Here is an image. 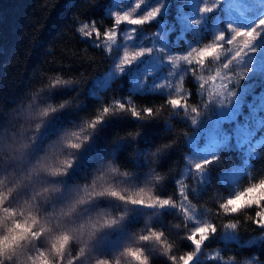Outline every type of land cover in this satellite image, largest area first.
<instances>
[{
	"label": "trees",
	"instance_id": "1",
	"mask_svg": "<svg viewBox=\"0 0 264 264\" xmlns=\"http://www.w3.org/2000/svg\"><path fill=\"white\" fill-rule=\"evenodd\" d=\"M125 12L145 22L113 27ZM262 17L264 0H0V180L12 189L4 203L16 209L14 219L34 216L38 232L19 239L0 264H33L43 251L53 264H138L129 248L142 249L148 264H174L185 253H194L186 264H264V226L249 218L256 207H221L256 182L252 198L264 197ZM85 25L101 36L83 35ZM252 29L248 45L242 31ZM107 30L131 37L126 70L105 78L122 54L103 38ZM53 107L34 129L36 109ZM209 125L211 139L199 133L192 146L189 138ZM82 129L88 138L79 149L58 144ZM53 145L48 163L71 159V166L56 176L33 173ZM140 189L145 199L151 193L173 203L104 194L68 212L93 192L136 198ZM12 219L0 220V234ZM202 226L196 245L189 236ZM63 231L72 239L57 260L51 240ZM151 232L170 247L141 239Z\"/></svg>",
	"mask_w": 264,
	"mask_h": 264
},
{
	"label": "snow or ice",
	"instance_id": "2",
	"mask_svg": "<svg viewBox=\"0 0 264 264\" xmlns=\"http://www.w3.org/2000/svg\"><path fill=\"white\" fill-rule=\"evenodd\" d=\"M208 10V9H204ZM153 13L149 12L148 16L151 17ZM122 21H128L132 24H142L145 22L144 18H133L131 17L127 12L115 14L114 19V25L117 23H120ZM258 25H264V17H262L259 21H257ZM83 35L85 36H91L95 34L96 36H101V33L98 29L92 28L91 31L88 30V25H85L83 29H81ZM242 35L248 36L249 39L245 42L248 45L251 43V41L256 36V31L252 29L249 30H243ZM103 38L111 40L114 38V31L107 30L103 33ZM139 54V53H137ZM129 57L126 55L125 59L127 60ZM58 83H64V81H58ZM118 107H123L122 105H118ZM49 111L48 108L44 109V112L47 113ZM109 111L108 108H104L103 112ZM148 109H145V112H148ZM133 114H138L135 109H133ZM102 116L96 117L94 120L86 124L87 128H92L95 126L96 122H98ZM83 131H73L69 135L73 137L74 139H67L65 141V144L68 148L71 149H79L81 147V143L83 140H86L87 136H82L81 132ZM75 141H81V142H75ZM72 160H61L59 161V164H48L46 171L50 173L52 176H56L59 174H62L64 171H66V168L71 166ZM194 167L196 169H200L202 165L199 163L195 164ZM110 171L115 172V168H109ZM159 179V177H157ZM257 191V182L253 183L249 186H247L242 191L238 192L235 197L228 199L225 201L221 207L228 212H236L239 211L241 208L248 207V206H255L256 211L253 215H251L249 218L252 219L257 225L264 226V222L261 221V218L264 217V197L257 196L256 198H252L250 194L255 193ZM145 190L140 189L138 196L136 198H133L131 196H125L122 195L120 192L111 190V191H104L100 193H90L87 197L81 196L77 201H75L72 206L68 209V212L75 209L76 204L84 203L86 200H88L92 196L96 195H104L108 194L114 197H118L122 200H129L132 203H138V204H148V205H168L172 204L173 201L170 199H161L158 198L151 193L147 194V198H144ZM8 199V195L5 194V192H0V220H2L4 217H12L11 223H9L2 234H0V255H7L10 250L12 249V246L21 238H23L25 235H32L37 236L38 232L33 231V226L37 223V220L34 216L27 215V217L24 220H16L14 217L16 216V209H11L5 206V201ZM84 225L81 224L78 229H72L71 231H81L83 229ZM209 229H211V225L207 226ZM205 226L198 227L194 230V232L189 236V239H192L195 241L196 245H199L203 237L196 238L197 234H200L204 232ZM163 234L160 232H151L149 235L141 237V239H154L157 241H160L162 243V247L165 249H168L170 246L167 245L166 242L162 240ZM72 236L69 234V231H63L60 232L58 235L54 236L51 240V250L54 251L56 254L57 260L61 259L63 256V253L69 246V242L71 241ZM126 254L132 257L134 260L138 261V264H148V259L146 256L143 255V250L139 248H129L126 249ZM194 255V253H185L180 255L179 257L173 256L172 259L174 261V264H186V262L191 260V257ZM75 261V259L73 260ZM33 264H53L51 258L49 257L47 251L38 252L33 257ZM96 264H109L106 260H98ZM118 264V262H117Z\"/></svg>",
	"mask_w": 264,
	"mask_h": 264
},
{
	"label": "rangeland",
	"instance_id": "3",
	"mask_svg": "<svg viewBox=\"0 0 264 264\" xmlns=\"http://www.w3.org/2000/svg\"><path fill=\"white\" fill-rule=\"evenodd\" d=\"M120 35H122V37H117V34L114 33V38L109 40L111 44H113L116 48L119 47V53H122L120 57H116L111 66L109 67L108 71L106 72L105 74V78H107L108 76L109 77H112L114 75H116L117 73L121 72L122 70H126L125 68V64H124V58H123V55H124V52H125V49H126V42L127 40L131 37L129 34H127V32L125 31H120L118 32ZM155 48H159L157 45H155ZM153 57V56H152ZM155 61L156 60V56H155ZM154 60L153 59H150V63H153ZM159 62V61H158ZM157 62V63H158ZM154 64V63H153ZM108 74V75H107ZM209 88L211 89V82H209ZM218 90V93L221 94L223 90L221 89H217ZM210 128L208 129H204L202 130L201 132L200 131H196L195 134H193L190 138H189V143L194 146L196 144V142L198 141L199 139V133H201V136H208L210 139H211V133L213 132V128H211V125H209ZM217 129V128H216ZM254 193L250 194V196H252ZM190 209V208H189ZM190 216V219H197L198 217V214L193 212L191 214H189Z\"/></svg>",
	"mask_w": 264,
	"mask_h": 264
},
{
	"label": "clouds",
	"instance_id": "4",
	"mask_svg": "<svg viewBox=\"0 0 264 264\" xmlns=\"http://www.w3.org/2000/svg\"><path fill=\"white\" fill-rule=\"evenodd\" d=\"M68 101H64L63 103H61L59 105V107H64L65 104H67ZM56 111V107H53V108H50L49 111H47V113L44 112V110H40L39 108L36 109V111L33 113V117L35 118L36 120V123H34L32 125V127L34 129H39L41 127V124H42V119H38V118H44V117H47L50 113L52 112H55ZM66 135L61 137V139L59 140L58 144L59 145H63V146H66L65 144V139ZM24 147H27V143L24 144ZM57 146L53 145V146H50L49 148V151L47 153H45L43 156L40 157V159H38L35 163H33L31 165V171L33 173H42V172H45V173H48L46 171V168L48 166V161H49V157L51 156H54L55 152L57 151ZM50 174V173H49ZM3 181L0 180V192H5L7 191L9 194L12 192V189L11 188H4L3 187ZM54 189L50 186V187H47V188H44L42 189L43 192H50V191H53Z\"/></svg>",
	"mask_w": 264,
	"mask_h": 264
}]
</instances>
